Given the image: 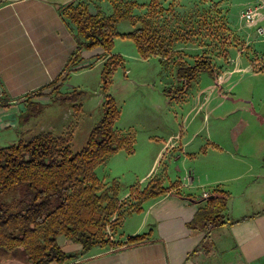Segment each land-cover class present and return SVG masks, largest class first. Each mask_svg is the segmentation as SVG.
<instances>
[{"label":"crops","instance_id":"1","mask_svg":"<svg viewBox=\"0 0 264 264\" xmlns=\"http://www.w3.org/2000/svg\"><path fill=\"white\" fill-rule=\"evenodd\" d=\"M114 1L137 5L142 0H0V142L12 135L13 144L18 137L31 133L34 120H39H24V115L32 105L37 108L40 105L55 106L51 111L53 115L47 114L44 124L61 125V114L70 115V110L55 101L57 95L77 90L79 87L70 84L71 78L87 72L83 68L89 64L102 65L106 57L101 48L84 50L79 65L63 72L76 49L74 31L64 21L63 8L78 2L87 7L90 15L108 17L112 14L111 3ZM205 1L215 5L223 0ZM255 1L251 0L247 6ZM243 28L256 37L253 28H246L244 24ZM226 74L219 75L217 81L221 84L227 82ZM216 89L208 85L197 93L192 108L193 119L194 115L202 114V121L205 124L210 122L208 114L203 111L206 101L202 97L208 93L210 100ZM240 102L244 106L235 112L237 120L220 133L219 141L211 139L212 135L201 138L203 126H195L189 136H186L188 130L185 128L181 133H167L164 143L159 146L153 143L162 137H150L154 140H148L149 150L141 163L144 172L134 176L138 179L134 183L136 188L143 189L148 185L140 186L150 178L163 151L170 156L169 164L182 160L190 165L200 157H207L212 163L209 173L199 178L197 171L187 170L177 179L170 176L157 178L164 188L179 183L176 190L182 197L176 196L172 189L168 195L143 203L139 213H130L123 219L119 237L113 241L116 248L92 249L70 264H264V157L257 158L248 152L251 146L262 148L263 145V139L252 144L248 138L251 134L255 138H264V117H259L264 111V98L256 106L254 99ZM231 114L233 112L226 110L219 119ZM251 119L255 125L248 131L246 128ZM50 126V129L55 127ZM208 144L210 146L206 148ZM5 146L8 145L2 147ZM121 152L124 153H118ZM116 178L121 180L122 175L115 173ZM246 178L249 183L245 182ZM215 190L228 194L223 213L226 223L207 233L198 226L190 228L188 225L202 206L198 202L203 194L211 196ZM186 196L195 201L186 199ZM142 235L145 241L126 247L128 238ZM80 249L79 245L72 246L73 252Z\"/></svg>","mask_w":264,"mask_h":264},{"label":"trees","instance_id":"2","mask_svg":"<svg viewBox=\"0 0 264 264\" xmlns=\"http://www.w3.org/2000/svg\"><path fill=\"white\" fill-rule=\"evenodd\" d=\"M153 3L155 0L150 5ZM111 6L112 14L108 17L90 15L87 7L78 2L63 8L64 21L72 26L76 40V49L63 72L79 65L84 50L101 48L106 57L100 74L102 115L84 146L79 151L72 148L83 94L73 90L58 94L55 100L73 117L64 131H40L0 147V264H70L92 249L117 247L110 242L106 229L111 222L122 220L120 183L112 180L105 186L94 172L119 151H133V140L120 136L114 126L121 110L110 88L117 69L123 67L121 57L111 54L114 39H130L141 59L156 57L163 66L173 64L175 77L182 84L195 81L200 73L210 74L217 83L219 74L209 58L197 57L188 66L175 50L179 38L167 36L148 19H134V3L114 1ZM123 20L137 27L119 34L117 24ZM179 185L164 188L159 180H154L143 189L129 188L128 198L133 202L130 212L139 213L143 203L168 195L173 186ZM175 195L182 197L178 192ZM227 199L228 194L220 190L202 198L198 202L202 206L188 226H198L206 233L222 227L226 223L223 213ZM145 240L143 235L128 238L126 247ZM74 245L81 247L79 252L65 250L64 246Z\"/></svg>","mask_w":264,"mask_h":264},{"label":"rangeland","instance_id":"3","mask_svg":"<svg viewBox=\"0 0 264 264\" xmlns=\"http://www.w3.org/2000/svg\"><path fill=\"white\" fill-rule=\"evenodd\" d=\"M250 1L223 0L219 4L211 5L205 0H155V4L150 5L151 0L150 3L148 0H142L138 1L136 9L131 13L134 19H148L167 36L179 38L175 50L180 53L179 58L181 57L188 66H192L197 57L209 58L219 75L223 72L227 73L224 76H227L229 80L222 84L218 81L216 83L208 73H200L197 79L188 85L182 84L175 77L176 69L173 64L163 66L156 57L141 59L130 39L121 37L114 39L111 54L121 57L123 61V67L117 69L110 88V94L121 110L120 117L114 126L120 136L133 140V151L131 154L125 151L114 154L94 170L105 186H109L112 180H116L121 187L119 199L122 204L120 212L122 220L111 222L107 227L106 235L110 242L118 239L121 223L131 213L133 202L131 204L128 198L129 188L135 187L134 183L138 182L134 176H140V173L144 172L141 163L144 160L143 156L149 150L148 140H154L150 137H162L153 143L154 146L155 144L159 146L164 143L163 139L167 133H181L185 128L188 130L186 136H189L195 126H203L201 138L212 135L211 139L219 141L220 133L237 120L238 115L235 112L244 106L240 101L245 103L254 99L256 106L264 98L263 38H254L251 31L243 28L240 19L241 12L249 6L247 3ZM136 27L137 25L134 26L129 21L123 20L117 24V32L129 33ZM103 64L100 66L89 64L83 68L88 70L87 72L71 78L70 84L79 87L77 90L83 93L80 100L82 113L75 124L77 128L72 144L73 151H79L84 146L91 129L101 119L103 99L100 91V74ZM246 68L248 70H245ZM208 85L217 89L210 100L208 93L202 97L206 101L203 111L210 119V122L205 124L202 121V114L194 115L193 119L192 108L197 101V93ZM216 105L219 108L215 109ZM227 106L231 109H227ZM54 107L40 105L37 108L32 105L29 108L28 113L24 115V120L39 121L34 120L35 124L32 125L31 133L26 134L24 138L38 131L50 130L52 127L50 125H55L53 129L56 133L64 131L73 121L71 113L70 115L61 114V125L43 123ZM226 110H230L233 114L219 119ZM259 117H264V111L260 112ZM254 125L255 122L251 119L246 129L249 131L254 128ZM228 137L229 132L227 134L229 141ZM255 137L251 134L248 142L254 144L263 139L261 140L262 148L251 146V151L248 152L257 158L264 157V138ZM3 140L5 141L0 142V147L10 145L14 138L11 135ZM209 146V144L205 145L206 148ZM169 157L168 152H161L150 178L140 186H146L157 178L163 179L164 176L177 179L184 176L187 170H192L194 173L197 171L196 175L202 178L209 173L212 164L207 157H200L198 161L190 165L182 160H174L169 164ZM138 169L141 170L137 172ZM115 173L122 175L121 180L114 179ZM248 180L246 178L245 182L249 183ZM172 189L174 193L178 192L176 186ZM59 242L63 244L62 239H59ZM64 247L68 253L72 252V246Z\"/></svg>","mask_w":264,"mask_h":264},{"label":"built area","instance_id":"4","mask_svg":"<svg viewBox=\"0 0 264 264\" xmlns=\"http://www.w3.org/2000/svg\"><path fill=\"white\" fill-rule=\"evenodd\" d=\"M240 19L246 28H253L256 37L264 38V0H256L240 14ZM208 195L203 194V198Z\"/></svg>","mask_w":264,"mask_h":264}]
</instances>
